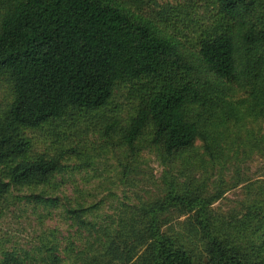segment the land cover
Segmentation results:
<instances>
[{"label":"trees","instance_id":"16d2710c","mask_svg":"<svg viewBox=\"0 0 264 264\" xmlns=\"http://www.w3.org/2000/svg\"><path fill=\"white\" fill-rule=\"evenodd\" d=\"M134 2L0 0V80L7 89L0 195L26 187L36 201L57 204L44 187L79 152L80 132L91 126L116 134L130 152L148 139L169 162H187L202 139L216 159L189 109L214 111L229 92L264 84V0H185L153 15ZM121 96L129 104L124 113L113 106ZM42 129L57 144L52 153L33 149L27 132ZM235 178L204 196L173 185L163 200L132 208L102 233L86 219L95 205L66 200L77 230L90 237L78 253L81 264H264V179L244 185L241 216L210 207L246 180ZM174 212L186 217L166 227ZM39 251L31 260L4 251L1 264H64L56 243Z\"/></svg>","mask_w":264,"mask_h":264},{"label":"rangeland","instance_id":"374dc122","mask_svg":"<svg viewBox=\"0 0 264 264\" xmlns=\"http://www.w3.org/2000/svg\"><path fill=\"white\" fill-rule=\"evenodd\" d=\"M184 1L139 0L133 7L153 15ZM6 93V84L0 80V101ZM263 95L264 84L258 83L255 89L246 86L229 92L214 111L190 106V115L203 124L215 160L207 154L202 139L196 141L184 163L180 158L166 161L148 139L140 140L135 151L130 152L116 134L105 136L104 130L93 126L88 132L81 131L83 141L78 146L79 152L66 158L65 169L44 187L48 195L59 199L57 204L36 201L26 187L12 188L8 194L0 195V264L4 251H14L30 260L38 258L40 248L47 241L60 247L64 264L83 263L78 253L86 249L90 237L77 230L64 209L66 200L72 205H95L87 212L86 219L94 220L102 233L105 227L117 228L132 208L163 200L173 185L188 195L191 189L203 196L210 195L224 181H236L235 173H239L246 180L226 190L210 207L219 214L236 212V216H241L246 199L244 185L264 179ZM117 103L113 106H118L120 113L128 110L129 104L122 96ZM27 134L36 152L52 153L56 149L57 144L46 129ZM75 140L77 143L78 139ZM180 215L174 212V219L166 227H177L186 217Z\"/></svg>","mask_w":264,"mask_h":264}]
</instances>
